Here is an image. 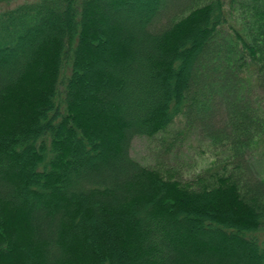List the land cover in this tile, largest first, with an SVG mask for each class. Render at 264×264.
<instances>
[{
    "label": "trees",
    "instance_id": "trees-1",
    "mask_svg": "<svg viewBox=\"0 0 264 264\" xmlns=\"http://www.w3.org/2000/svg\"><path fill=\"white\" fill-rule=\"evenodd\" d=\"M167 3L0 10V264H264V0ZM179 117L205 166L130 155Z\"/></svg>",
    "mask_w": 264,
    "mask_h": 264
},
{
    "label": "rangeland",
    "instance_id": "rangeland-1",
    "mask_svg": "<svg viewBox=\"0 0 264 264\" xmlns=\"http://www.w3.org/2000/svg\"><path fill=\"white\" fill-rule=\"evenodd\" d=\"M23 1L30 0H0V10ZM184 2L186 0H168L164 10L168 11L170 8H175ZM212 105H215L212 106V111L203 113L200 116H194L193 119L201 123L208 121L213 126H216L214 124L227 123L228 116L223 113L222 102L213 100ZM218 110L222 111V113L220 114ZM207 144V140L192 125L186 124L179 117L164 132L154 138L134 137L130 144L129 153L141 163L170 166L178 169L180 174L186 177L189 176L193 169L197 171L209 161L210 154ZM248 164L252 171L256 169L259 172L264 170L263 159L254 163L249 158ZM18 224V226L22 224L21 220L18 221Z\"/></svg>",
    "mask_w": 264,
    "mask_h": 264
}]
</instances>
